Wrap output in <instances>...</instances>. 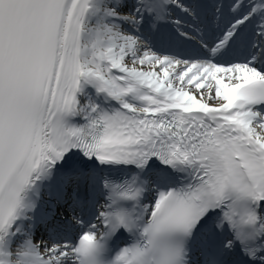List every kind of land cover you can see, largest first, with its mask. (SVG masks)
Listing matches in <instances>:
<instances>
[{
	"label": "snow or ice",
	"instance_id": "1",
	"mask_svg": "<svg viewBox=\"0 0 264 264\" xmlns=\"http://www.w3.org/2000/svg\"><path fill=\"white\" fill-rule=\"evenodd\" d=\"M0 264H264V0H0Z\"/></svg>",
	"mask_w": 264,
	"mask_h": 264
}]
</instances>
